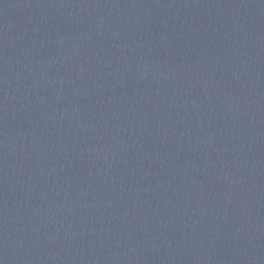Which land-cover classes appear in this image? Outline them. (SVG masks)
Segmentation results:
<instances>
[{"label":"water","instance_id":"95a60500","mask_svg":"<svg viewBox=\"0 0 264 264\" xmlns=\"http://www.w3.org/2000/svg\"><path fill=\"white\" fill-rule=\"evenodd\" d=\"M0 264H264V0H0Z\"/></svg>","mask_w":264,"mask_h":264}]
</instances>
